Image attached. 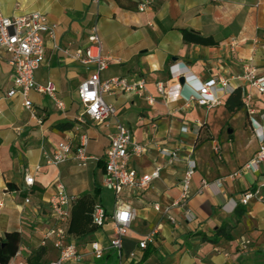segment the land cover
<instances>
[{
    "label": "crops",
    "instance_id": "1",
    "mask_svg": "<svg viewBox=\"0 0 264 264\" xmlns=\"http://www.w3.org/2000/svg\"><path fill=\"white\" fill-rule=\"evenodd\" d=\"M142 1L2 0L6 16L40 11L57 24L56 36H45V62L36 70L35 80L40 85L54 83L64 108L59 109L49 95L33 90L34 117L20 95L9 97L12 68L9 54L0 49V239L7 232H20L19 251L24 258L38 248L53 222L49 200L59 182L77 198L96 196L111 216L117 205L115 192L104 186L105 152L120 121L137 142L147 146L142 155L130 157L129 166L139 175L161 167L160 177L141 190L127 188L122 193L123 204L134 209L136 216L124 238L121 257L110 248L116 229L111 217L91 234H69L67 240L76 245L82 263L264 264V162L257 170L244 167L260 147L246 108L230 112L226 107L230 95L214 107L188 101L197 80L223 77L252 95L256 117L264 122L260 117L264 94L254 91L247 81L234 79L245 65L264 75V51L255 48L256 41L264 43V0H156L152 8L140 11ZM95 22L109 58L101 77L126 78L129 84L143 79L146 87L142 92L117 89L105 94L106 101L117 108V116L100 123L90 119L81 123L84 106L79 87L93 68L72 56L87 48ZM183 29L211 37L215 43L186 42ZM233 40L234 48L229 46ZM177 62L190 72L187 79L180 77L181 88L170 71ZM159 85L165 86L163 94ZM82 135L88 137L87 155L96 157L85 167L75 158ZM62 142L71 143L70 157L60 165L49 164ZM162 149L175 155L162 154ZM189 160L197 163L188 200L195 214L192 222L185 220L183 208L172 207L166 213L180 196ZM26 169L35 175L32 186L25 183ZM235 172L240 173L238 177L231 176ZM203 180H222V186L204 187ZM104 189L112 192L110 202L104 201ZM247 191H260L263 198L254 197L244 205L241 200ZM237 206L245 208L238 222ZM234 224L231 240L221 238L214 243L208 239L220 227ZM150 234L153 241L142 248L140 242ZM93 242L105 249L100 259L93 254ZM46 247L45 261L50 264L59 257V250L52 239Z\"/></svg>",
    "mask_w": 264,
    "mask_h": 264
},
{
    "label": "built area",
    "instance_id": "2",
    "mask_svg": "<svg viewBox=\"0 0 264 264\" xmlns=\"http://www.w3.org/2000/svg\"><path fill=\"white\" fill-rule=\"evenodd\" d=\"M98 4L100 0H93ZM156 0H143L139 5L140 11H145L154 6ZM57 24L52 23L45 13L40 11L30 12L24 15L6 16L2 10V0H0V49L9 54L8 62L12 68L13 86L7 95L13 97L20 95L23 98V105L36 116V111L30 94L33 90L49 95L56 103L59 109L64 108V102L57 96V88L54 83L49 82L47 85H40L35 80V72L45 62V36L49 35L54 38L56 36ZM89 45L84 51L76 52L72 57L74 60L83 65L93 68V71L79 87V97L84 106V111L79 118V122L83 123L87 119L100 123L117 116V108L106 101L105 94H114L117 89L125 92L137 90L142 92L145 90L146 82L141 79L133 84H129L126 78L110 77L103 79L101 74L105 71L109 64V58L104 52V44L100 35L98 23L95 22L90 28L88 36ZM229 46L234 48L236 41H230ZM259 46L264 51V43L255 42V48ZM68 53V50H65ZM172 80L179 82L180 77L187 79L190 74L189 69L184 63L177 62L170 67ZM236 80H245L250 87L264 94V75L259 76L254 66L245 65L242 74L234 77ZM195 90L188 96V101L204 107H214L222 103L224 95H231L236 88L223 77H213L208 81L195 82ZM177 87L181 88V83H177ZM158 90L164 93L165 86L159 85ZM244 106L250 117V122L257 134L260 147L254 157L249 160L244 167L246 169L257 170L259 165L264 162V122L261 123L256 117V108L252 103V95L243 93ZM154 98H150L153 102ZM264 121V112L260 115ZM41 121V120H40ZM116 132L111 136L110 145L105 152V178L104 186L115 192L116 209L109 216L100 203H96L92 213V219L95 225L103 226L107 219L111 217L115 222V235L110 241V248L117 250L119 256L123 255L124 238L127 236L131 227V223L136 216L134 209L129 205L123 204L122 193L125 189L133 191L141 190L152 180L160 177L161 167H157L151 173L139 175L138 172L129 166L131 156H140L146 152L147 146L136 141L131 130L120 121L117 123ZM88 137L82 135L81 144L77 147L75 158L79 166L85 167L90 159L96 157L88 156L86 146ZM72 153L70 142H62L55 149L52 157L48 159V163L52 165H60L68 160ZM162 154L175 155L167 149L161 150ZM40 166H36L38 170ZM197 170L195 160L188 161V167L185 175L180 182V196L174 201L171 207L166 208V213L172 207H180L184 209V218L188 222L195 220V214L188 207L190 198L192 179ZM240 173L235 172L232 177H238ZM35 175L31 169H26L25 183L27 186L34 185ZM204 187L216 184L222 186V180L209 183L202 181ZM57 191L49 200V215L53 220L50 228H48L42 240L41 245L46 246L47 241L52 239L54 247L59 250V257L50 264H91L82 263L83 257L77 250L74 243L68 242L69 225L72 218V206L77 197L70 194L65 185L61 182L57 184ZM260 197V191H247L244 193L241 203L249 204L254 197ZM31 199L27 198L26 203H30ZM3 203L0 202V207ZM157 210L160 209L159 204H155ZM171 220H174L171 218ZM153 234H150L145 240L140 242L142 248L146 247L149 241H153ZM93 254L100 259L104 256L105 249L98 243H92ZM10 264H28L27 258L18 251L13 257Z\"/></svg>",
    "mask_w": 264,
    "mask_h": 264
},
{
    "label": "trees",
    "instance_id": "3",
    "mask_svg": "<svg viewBox=\"0 0 264 264\" xmlns=\"http://www.w3.org/2000/svg\"><path fill=\"white\" fill-rule=\"evenodd\" d=\"M183 35L186 42L197 43L203 45L214 44L215 40L211 37H205L193 30L183 29ZM244 106V98L241 88L235 90L226 101V107L230 112H236ZM96 196L84 194L77 198L72 206V218L70 221L68 232L75 236L88 235L96 231L100 226L94 224L92 213L96 204ZM237 222L245 213V208L237 206ZM235 224L230 227H220L215 236L208 238L210 241L216 243L221 238L231 240L232 229ZM22 242V235L18 231L7 232L3 238L0 239V264H10L13 257L19 251ZM47 247L40 245L33 250L27 257L28 264H46L45 256L47 254Z\"/></svg>",
    "mask_w": 264,
    "mask_h": 264
},
{
    "label": "rangeland",
    "instance_id": "4",
    "mask_svg": "<svg viewBox=\"0 0 264 264\" xmlns=\"http://www.w3.org/2000/svg\"><path fill=\"white\" fill-rule=\"evenodd\" d=\"M103 198L104 201L110 202L112 200V192L108 191L107 189H104ZM44 227H46V225L41 226L40 229H44Z\"/></svg>",
    "mask_w": 264,
    "mask_h": 264
},
{
    "label": "water",
    "instance_id": "5",
    "mask_svg": "<svg viewBox=\"0 0 264 264\" xmlns=\"http://www.w3.org/2000/svg\"><path fill=\"white\" fill-rule=\"evenodd\" d=\"M184 81V79H181V82H183Z\"/></svg>",
    "mask_w": 264,
    "mask_h": 264
}]
</instances>
